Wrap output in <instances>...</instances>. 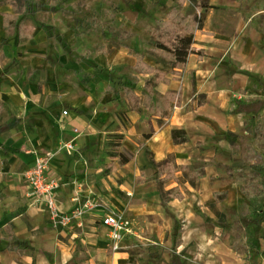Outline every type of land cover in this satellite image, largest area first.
<instances>
[{
  "label": "crops",
  "instance_id": "obj_1",
  "mask_svg": "<svg viewBox=\"0 0 264 264\" xmlns=\"http://www.w3.org/2000/svg\"><path fill=\"white\" fill-rule=\"evenodd\" d=\"M205 3L213 6L204 11L194 36V46L203 50V56L190 54L182 69L155 84L159 93L180 92V105L172 110L168 124L160 125L155 116L144 118L142 110L129 107L124 86L119 89L115 83L131 73L139 78L134 92L142 99L147 74L134 68L137 54L143 53L148 64L162 65L155 51L139 48L136 36L111 51L90 53L89 61L76 60L75 50L52 46L45 26L38 25L29 38L18 39L16 30L8 34L4 15L14 10L10 3L0 2V264H112V258L102 259L108 241L107 234L102 235L104 224L97 223L98 191L111 206L124 203L113 191L118 189L130 202H159L176 216L191 213L196 195L163 204L156 182H140L155 172L149 156L156 162L171 156L175 163L188 165L195 161L196 144L212 138L214 131L225 127L239 132L243 121L228 102L250 98L256 92L251 88L256 78H264V40L243 18L248 12L241 0ZM53 12L59 15L56 9ZM198 96L204 99L192 110ZM171 127L186 130L187 139L175 142ZM118 135L123 136L122 146L110 155L108 144L119 140ZM70 143L68 149L65 145ZM119 152L129 156L127 162L119 161ZM37 156L48 159L62 210L88 203L82 225L62 228L28 194L24 171ZM107 164L110 170L100 177L99 187L97 178ZM179 173L166 189L179 186L183 192L189 181L181 180ZM203 173L198 191L207 201L215 190L221 191L220 180L212 177V164H204ZM132 210L138 217L149 208ZM149 215H143L146 225L159 236L164 227L150 221ZM192 234L183 243L192 240Z\"/></svg>",
  "mask_w": 264,
  "mask_h": 264
},
{
  "label": "rangeland",
  "instance_id": "obj_2",
  "mask_svg": "<svg viewBox=\"0 0 264 264\" xmlns=\"http://www.w3.org/2000/svg\"><path fill=\"white\" fill-rule=\"evenodd\" d=\"M199 1L185 0L184 12L197 11L199 14L201 9L198 11L196 6ZM241 3L248 12L243 18L261 32L264 40V0H241ZM177 6L175 0H45L33 20L47 28L52 46L75 50L76 60L89 61L90 53L111 51L124 44L130 35L136 36L139 48L154 53L155 39L150 29L155 26L156 19L165 18L171 8ZM54 9L58 11L57 17L53 14ZM55 19H59L58 28ZM92 68L97 70L95 65ZM119 79L115 82L119 89L123 86L139 89V78L131 73ZM251 88L256 92L250 98L237 97L228 102L243 121L237 132L241 137L236 140V146H229L227 131L221 127L214 131L212 138L196 144L195 161L188 164L191 169L204 164L214 165L212 177L220 180L219 190L225 192L216 196L220 200L214 205L206 204L198 186L193 187L189 182L186 188L182 187L184 198L190 200L196 195V199L192 198L193 208L187 215L176 216L159 202L143 205L130 202L118 189L113 191L124 203L114 206L103 200L102 191L95 194L99 226L103 225L101 219L105 214L117 212L132 227L114 250L109 228L103 226L102 235L107 234L108 241L107 256L102 255L105 262L112 258V264H264V78H256ZM247 90L243 89V92ZM203 99L198 96L191 109L198 108L199 100ZM141 110L144 118L153 117L143 107ZM121 146L120 140L109 143V154H116L113 149ZM107 165L97 178L99 187L103 185L100 177L110 170ZM179 178L184 181L185 174L180 172ZM132 207L139 211L143 207L149 208L144 212L150 214L149 220L164 227L159 236L149 231L144 213L139 212L138 217L142 218L138 219ZM191 233L194 238L183 243Z\"/></svg>",
  "mask_w": 264,
  "mask_h": 264
},
{
  "label": "trees",
  "instance_id": "obj_3",
  "mask_svg": "<svg viewBox=\"0 0 264 264\" xmlns=\"http://www.w3.org/2000/svg\"><path fill=\"white\" fill-rule=\"evenodd\" d=\"M177 7L171 8L164 18L156 19L155 26L150 29V33L154 35L153 49L161 57L162 65H151L143 60L144 54H137L136 65L134 68L138 73L147 74L143 90V98L134 92V89L125 88L129 107L141 112V107L145 111H149L156 117L160 125L168 124L166 121L175 106L180 105V92L169 90L165 93L154 91L155 84L160 81H167L166 77L169 72L176 74L177 69H182L186 64L187 57L190 54H196L198 57L203 56V50L195 48V31L203 21L204 11L210 8L207 3L201 0L196 3L197 10L201 12L185 13L183 4L185 0H175ZM0 2L10 3L14 13L4 15V23L7 33H12L16 30L18 39L30 37L32 31L38 26L33 20V15L37 13L39 8L45 4V0H0ZM192 84L195 87V77L192 75ZM41 86V85H40ZM39 86V87H40ZM118 96L115 95V98ZM171 135L175 142H184L187 139L186 130L177 127H171ZM144 136H150L145 133ZM241 136L231 130L226 132V140L230 147L236 146V140ZM119 140L123 139L122 135H118ZM118 159L121 163L128 161L129 156L119 152ZM149 163L155 168L154 174L150 178H143V181H154L158 184L160 200L163 204H168L172 199L184 198V192L177 187L166 189L167 180L172 179L176 171L183 172L186 180L191 186L197 187L198 181L204 175L200 168L203 166H195L192 169L188 165L177 164L171 156L161 161H155L152 156H149ZM194 172V173H192ZM193 174V175H192ZM225 194L224 191L215 190L214 196L205 201L206 204L214 205L219 201L216 196Z\"/></svg>",
  "mask_w": 264,
  "mask_h": 264
},
{
  "label": "built area",
  "instance_id": "obj_4",
  "mask_svg": "<svg viewBox=\"0 0 264 264\" xmlns=\"http://www.w3.org/2000/svg\"><path fill=\"white\" fill-rule=\"evenodd\" d=\"M63 113L66 114L67 111H63ZM65 146L68 149L72 148L71 143ZM49 171L48 159L45 156H37L34 163L24 171L28 194L33 197L36 205H44L55 222L60 224L62 228H67L72 223L77 226L82 225L81 219L88 211V203L71 210H62L58 205L56 196L57 181ZM101 220L109 228V236L114 241L111 248L115 250L119 245V241L132 231V227L129 226V222L123 221L122 216L117 212L107 213Z\"/></svg>",
  "mask_w": 264,
  "mask_h": 264
}]
</instances>
